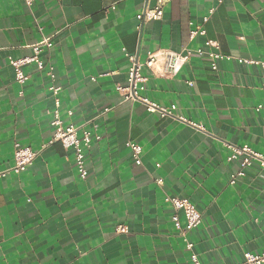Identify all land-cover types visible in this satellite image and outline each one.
I'll list each match as a JSON object with an SVG mask.
<instances>
[{
  "label": "crops",
  "instance_id": "obj_1",
  "mask_svg": "<svg viewBox=\"0 0 264 264\" xmlns=\"http://www.w3.org/2000/svg\"><path fill=\"white\" fill-rule=\"evenodd\" d=\"M146 4L0 0V264H193L167 197L187 198L203 214L189 234L203 264L264 252V167L254 160L232 184L242 158L230 161L226 146L264 156L262 69L239 62L264 59V0H169L162 20L138 30ZM197 29L206 34L190 38ZM44 38L53 43L41 57L55 66L63 122L101 135L87 152L85 179L74 149L50 143L55 98L46 69L24 66L29 78L19 84L10 64ZM186 48L232 59L213 70L207 54L193 53L170 78L145 68L143 95L176 105L174 116L124 100L117 85L127 84L126 52L145 59ZM130 141L142 147L141 164ZM17 143L38 152L21 173L12 171ZM120 224L129 232H116Z\"/></svg>",
  "mask_w": 264,
  "mask_h": 264
},
{
  "label": "built area",
  "instance_id": "obj_2",
  "mask_svg": "<svg viewBox=\"0 0 264 264\" xmlns=\"http://www.w3.org/2000/svg\"><path fill=\"white\" fill-rule=\"evenodd\" d=\"M36 1L37 0H25L28 6L33 5ZM148 1L149 0H146L147 4L145 8L136 17L139 23L138 30H142L145 23L162 20L165 13V6L169 0H155L153 6H149ZM210 12L212 13L213 9ZM208 18V16L205 17L204 21H207ZM198 34L204 35L206 34V31L204 29L192 30L190 32V38L193 39ZM52 45L53 43L49 38H44L42 41L34 45L33 55L20 59L10 58V64L15 69V79L19 84H24L29 78L28 74L23 70L24 66L35 64L40 71L46 69L47 74L52 81L48 90L55 98V109L53 111V120L51 122L54 128V133L50 143L61 142L66 149H74L77 169L81 177L85 179L88 176V169L86 167L87 152L90 151L95 142H98L101 139V135L84 125L77 126L74 124H65L63 122L60 116V107L62 103L59 96L62 87L54 83L56 79L55 66L51 64L47 65L41 57L44 49H50ZM207 45L217 49L219 48L218 43L214 40H208ZM124 51L126 52V49H124ZM193 53L200 56L207 54L211 58V67L213 70L218 69V63L220 61L232 59L231 56L224 55L216 50L205 52L203 49L192 50L189 48L184 49L183 52H177L172 49H159L157 51L149 52L145 59H141L138 53L126 52L129 61L127 84L117 85V90L123 95L124 100L139 102L144 105L146 110L150 113H157L161 117L174 116V112L177 109L176 105L163 106L143 95V92L146 89V82L148 81V77L143 73V70L147 68L157 76L167 78L173 77L181 71L184 65L190 60ZM239 62L253 63L261 67L263 77L262 90L264 92V59L251 60L240 58ZM189 84L193 85V82L190 81ZM263 108V105H260L257 110ZM180 119L186 121L183 117H180ZM127 145L132 151L135 162L141 164L142 147L133 141L128 142ZM226 146L232 149V154L228 158L230 161L240 157L242 158L240 170L234 173L231 177L232 184L236 183L238 177L245 176L246 169L252 166L254 160H258L261 166L264 167V156L253 150L249 145L238 147L226 143ZM37 156L38 152L34 151L31 147L17 143L15 149V166L12 171L15 173L25 171L33 164ZM157 183L162 184L163 179H158ZM166 200L173 205V222L185 242L186 249L190 252L193 264H203L198 253L194 249V242L189 238V234L202 224L203 214L198 210L196 205L187 198L167 197ZM181 213L184 215L186 222L185 225H182L181 223ZM116 232L128 233L129 227L120 224L116 227ZM234 264H264V252H246L244 253L243 261Z\"/></svg>",
  "mask_w": 264,
  "mask_h": 264
}]
</instances>
